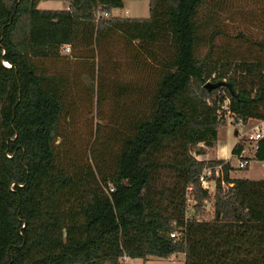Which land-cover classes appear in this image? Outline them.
<instances>
[{"label":"trees","instance_id":"trees-1","mask_svg":"<svg viewBox=\"0 0 264 264\" xmlns=\"http://www.w3.org/2000/svg\"><path fill=\"white\" fill-rule=\"evenodd\" d=\"M39 1L0 0V264H143L122 256L178 252L183 264H264V176L230 177L228 161L194 149L213 145L225 113L264 119V58L210 54L219 30L202 17L207 0H148L149 14L134 17L112 13L125 0ZM113 34L152 77L144 88L116 84L136 98L91 144L95 162L74 160L60 130L70 78L46 62L61 45L98 47ZM256 143L264 162V136ZM243 148L240 138L231 152ZM218 163L211 196L200 175Z\"/></svg>","mask_w":264,"mask_h":264},{"label":"rangeland","instance_id":"rangeland-1","mask_svg":"<svg viewBox=\"0 0 264 264\" xmlns=\"http://www.w3.org/2000/svg\"><path fill=\"white\" fill-rule=\"evenodd\" d=\"M66 4V0H40L37 7L64 8ZM202 11V17L207 16L210 20V29L216 28L219 32L211 49L208 43L199 47L200 56L210 49L212 56H228L242 60L264 58V0H207ZM112 13L133 17L147 16L148 0H125L123 5L115 7ZM59 52L61 57L53 58L54 62L46 63L50 68H55L62 75L68 76L72 86L69 94L67 93L65 103L68 116L66 113L63 114L60 121L61 140L67 154L74 160L87 158L90 162H95L94 151H90L91 144L96 139L94 143L96 147L101 138L111 133V130L115 131L120 120L119 112L122 110L120 104L129 106L136 98L134 89L122 99V95L117 92L116 84L129 82L131 85L144 88L147 82H150L152 75L145 70V67L141 68L144 59L136 52V48L117 34L100 39L98 47L93 45L91 48H86L79 44L72 49L69 45H61ZM134 54L137 58L133 56ZM224 116H226V124L218 127L216 143L221 145L224 142L233 146L241 138L246 154L251 155L254 140L248 139L245 134L253 131L252 126L257 123L256 120H237L229 113H225ZM217 147L215 141L213 145L199 142L194 149L201 148L204 154H196V157L211 156L213 157L211 159H215ZM239 159L240 156L234 154L231 161H228L234 165L232 167L234 171L230 174L262 177V167L258 160L250 162L248 169V166H238ZM107 162L108 159L105 160V163ZM208 170L209 168L204 167L202 174L208 181V192L212 196L215 192L216 178L223 174L222 166H213L210 173ZM223 185L226 186L225 183ZM192 203L193 200L189 199L187 212H190ZM205 205L212 213L211 201H207ZM149 257L150 263L146 261V264L184 263V259L179 256L171 260L157 256Z\"/></svg>","mask_w":264,"mask_h":264},{"label":"crops","instance_id":"crops-1","mask_svg":"<svg viewBox=\"0 0 264 264\" xmlns=\"http://www.w3.org/2000/svg\"><path fill=\"white\" fill-rule=\"evenodd\" d=\"M68 6V2L67 4L64 6V7H67ZM251 119H255L256 122H258L260 119L258 118H248L247 121L251 120ZM217 137H218V134H217ZM217 140H215V147L216 145L218 146L216 149H215V155L214 157H217V158H223L224 161H231V157L234 155L232 152H231V149H232V146L231 144L230 145H227L225 144L224 142L220 145L219 143H216ZM253 153H254V149H253ZM253 153L250 155H247L246 154V148L244 147L242 152H241V158H246L248 159V164L246 166H248L247 168L250 169V162L252 161H255L256 159L253 158ZM201 154H204L201 153ZM213 157L211 156H207V157H203L201 159H211ZM215 158V159H217ZM259 161V160H258ZM259 163L261 164V167H262V177L264 176V162L263 161H259ZM218 165L219 167L221 166V163H218L216 164ZM231 165L234 167V165L231 163ZM215 166V165H214ZM207 168H212L211 166H206ZM234 171V170H233ZM232 169L229 170V176L230 177H249V178H262V177H255L253 175H245V176H235V175H232L230 174V172L232 173L233 172ZM261 176V175H260ZM152 256V255H151ZM181 257L184 259V253L182 252H178V253H173L170 257H166V259L168 260H171L173 259L174 257ZM158 257V256H157ZM162 258V257H161ZM150 257L147 256L145 259L141 258V257H135V258H129L128 261L129 262H132V263H143V264H146V261H150ZM150 263V262H149ZM147 263V264H149Z\"/></svg>","mask_w":264,"mask_h":264},{"label":"built area","instance_id":"built-area-1","mask_svg":"<svg viewBox=\"0 0 264 264\" xmlns=\"http://www.w3.org/2000/svg\"><path fill=\"white\" fill-rule=\"evenodd\" d=\"M95 12H96V18H99L100 16H106V15H108V12H107V11H101L100 9H97ZM66 45H68V44H66ZM252 129H253V131H251V132H247L245 135L247 136L248 139H252V140H254V144H253V146H254V149H255L256 146H257L256 141H257L259 138H261V137L264 136V119H260L257 123H255V124L252 126ZM247 164H248V159H246V158H241V159H239V162H238V166H239V167H243V166H245V165H247ZM208 171H209V173H210L211 168H209ZM217 175H219V174H217ZM221 177H222V175H221ZM200 181H201V185H202L204 188H207V189H208V181L205 179L204 174H202V173H201V175H200ZM223 183H224V182L222 181V184H223ZM112 189H113V186H112V185H109L108 190H112ZM189 197H190V198H189ZM189 199H192V200H193V203H194V199L188 194V196H187V200H186V202H187V207H189V205H188V200H189ZM193 203H192V204H193ZM192 204L190 205V208H192ZM186 215H187V216H190V212H187ZM170 235H171L172 237L177 236V235H178L177 230H173L172 232H170ZM122 258H123L124 260H128V259H129V257H128L127 255H125V254L122 256Z\"/></svg>","mask_w":264,"mask_h":264},{"label":"water","instance_id":"water-1","mask_svg":"<svg viewBox=\"0 0 264 264\" xmlns=\"http://www.w3.org/2000/svg\"><path fill=\"white\" fill-rule=\"evenodd\" d=\"M216 84H219V82L215 83V82L207 81V82L205 83L206 86H214V85H216Z\"/></svg>","mask_w":264,"mask_h":264},{"label":"bare ground","instance_id":"bare-ground-1","mask_svg":"<svg viewBox=\"0 0 264 264\" xmlns=\"http://www.w3.org/2000/svg\"><path fill=\"white\" fill-rule=\"evenodd\" d=\"M5 64H8L7 62H5Z\"/></svg>","mask_w":264,"mask_h":264}]
</instances>
